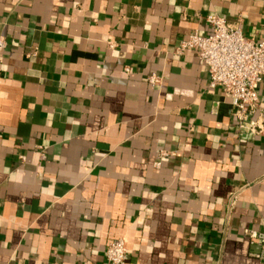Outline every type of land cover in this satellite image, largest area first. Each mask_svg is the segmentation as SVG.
<instances>
[{"label":"crops","instance_id":"0c3cea01","mask_svg":"<svg viewBox=\"0 0 264 264\" xmlns=\"http://www.w3.org/2000/svg\"><path fill=\"white\" fill-rule=\"evenodd\" d=\"M208 14L264 41V0H0V264H264V77L240 127L176 52Z\"/></svg>","mask_w":264,"mask_h":264},{"label":"built area","instance_id":"2783aa9c","mask_svg":"<svg viewBox=\"0 0 264 264\" xmlns=\"http://www.w3.org/2000/svg\"><path fill=\"white\" fill-rule=\"evenodd\" d=\"M205 20L211 26V32L201 35L191 32L176 46V52L195 49L198 57L206 64L209 86H221L222 92L229 97L235 107V115L240 127L258 104L257 88L264 77V41H256L243 35L238 26L230 25L224 17L208 14ZM5 41L0 37V50ZM151 84L160 81L155 74L148 76ZM166 151H160V157L153 162L159 167L167 157ZM250 240L264 243V232L245 229ZM262 254H260L261 256ZM107 264H124L126 247L121 238L111 240L105 249Z\"/></svg>","mask_w":264,"mask_h":264}]
</instances>
